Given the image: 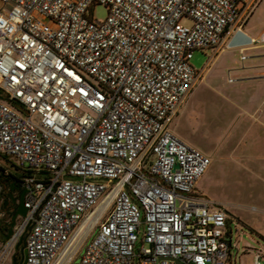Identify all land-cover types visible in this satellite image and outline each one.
Instances as JSON below:
<instances>
[{
  "label": "built area",
  "instance_id": "obj_1",
  "mask_svg": "<svg viewBox=\"0 0 264 264\" xmlns=\"http://www.w3.org/2000/svg\"><path fill=\"white\" fill-rule=\"evenodd\" d=\"M260 1L0 0V156L26 210L0 264H231L196 190L210 160L170 125Z\"/></svg>",
  "mask_w": 264,
  "mask_h": 264
},
{
  "label": "rangeland",
  "instance_id": "obj_2",
  "mask_svg": "<svg viewBox=\"0 0 264 264\" xmlns=\"http://www.w3.org/2000/svg\"><path fill=\"white\" fill-rule=\"evenodd\" d=\"M105 15L101 6L91 9L94 20L102 21ZM182 23L187 25L188 21ZM226 47L223 46L217 53L189 95L188 98L197 89H204L200 96L195 97L185 120L179 118L176 121L184 129V133L177 135L189 146L203 152L211 162L201 181L200 191L204 192L207 188L205 197L221 205L227 212V228L231 231V264H254L256 256L259 257L258 264H264V163H255L257 158L264 159V136L258 135L263 139L261 143L256 141L257 136L253 131L257 128L252 126L253 122L261 123L262 111L246 109L245 102L251 96L247 92H243V103H239L240 108L236 109L228 72L221 75L218 71L235 60V55L229 49L222 52ZM206 61L205 53L195 51L190 65L200 71ZM0 167L5 173L16 170L15 163L1 156ZM13 194H16V190ZM21 252L22 243H19L14 257L19 259ZM10 263L8 261L6 264Z\"/></svg>",
  "mask_w": 264,
  "mask_h": 264
},
{
  "label": "crops",
  "instance_id": "obj_3",
  "mask_svg": "<svg viewBox=\"0 0 264 264\" xmlns=\"http://www.w3.org/2000/svg\"><path fill=\"white\" fill-rule=\"evenodd\" d=\"M235 35L237 34L234 33L228 39L227 47L222 50V52H224L226 49H229V51L235 55V60L231 61L230 64H227L223 66L222 68L218 69V71L221 75H225L228 72L229 78L231 79V83H230L231 92L233 93L236 99L235 100L236 109L240 108L239 103L240 104L243 103V100H242L243 92H247L249 95L251 94V96H249L245 102L246 109H259L262 111V114L260 115L261 123L257 124L253 122V125H252L253 127L257 128L256 131H253L257 136L256 141L261 143L263 140L261 136L262 135L264 136V0L260 1L256 9L254 10L253 14L251 15V17L248 19V21L245 23V25L241 29V35L247 38L249 42L245 45L230 46L229 43ZM208 67L209 65L205 67V71ZM207 76L209 77V75ZM201 90H204V89H197L195 94L193 95L194 97L191 96L190 98L186 100V102L184 103V105L182 106V108L180 109V111L178 112V114L173 119L170 125L171 131L178 138L179 136L177 134H180L182 132L184 133L183 131L184 129L182 125L180 126L176 121L179 120V118H181L182 121L185 120L186 113L188 112V110H190L193 107L194 99L198 95L200 96ZM182 110H184V112L182 113V116L180 117ZM258 135H261V136H258ZM253 136L255 137V135ZM255 163L262 164L264 163V159L260 160L257 158L255 159ZM210 165H211V162H210ZM209 168L207 169L205 174L199 179V181L196 184V190L204 196L206 194L205 192H207V188H205L204 192L200 191V189L202 188L201 181L203 177L206 175V173L208 172ZM210 201L212 202L213 205L222 207L218 203L212 200ZM7 233H8V225L4 221L0 222V241L1 242L6 239Z\"/></svg>",
  "mask_w": 264,
  "mask_h": 264
},
{
  "label": "flooded vegetation",
  "instance_id": "obj_4",
  "mask_svg": "<svg viewBox=\"0 0 264 264\" xmlns=\"http://www.w3.org/2000/svg\"><path fill=\"white\" fill-rule=\"evenodd\" d=\"M22 192L19 188V190H16V194L10 193L4 203L3 206L1 208V212H0V222H6V224L8 225V231L10 232L11 229L14 227L16 220H12V216L15 212V208L17 207L19 200H20V196H21ZM13 200L15 201V203L13 204ZM10 264H22V259L19 260H14L11 261Z\"/></svg>",
  "mask_w": 264,
  "mask_h": 264
},
{
  "label": "trees",
  "instance_id": "obj_5",
  "mask_svg": "<svg viewBox=\"0 0 264 264\" xmlns=\"http://www.w3.org/2000/svg\"><path fill=\"white\" fill-rule=\"evenodd\" d=\"M14 190H19V180L16 175L5 173L4 169L0 167V208H2L6 197Z\"/></svg>",
  "mask_w": 264,
  "mask_h": 264
},
{
  "label": "water",
  "instance_id": "obj_6",
  "mask_svg": "<svg viewBox=\"0 0 264 264\" xmlns=\"http://www.w3.org/2000/svg\"><path fill=\"white\" fill-rule=\"evenodd\" d=\"M248 42H249V40L247 38L243 37V35L237 34L230 41L229 45L230 46L245 45ZM14 203H15V201L13 200V204ZM25 213H26V210L23 208V199H22V194H21L19 203H18L17 207L15 208V212L12 216V220H15L17 217H24ZM9 234H10V232L8 233L6 238H8Z\"/></svg>",
  "mask_w": 264,
  "mask_h": 264
},
{
  "label": "bare ground",
  "instance_id": "obj_7",
  "mask_svg": "<svg viewBox=\"0 0 264 264\" xmlns=\"http://www.w3.org/2000/svg\"><path fill=\"white\" fill-rule=\"evenodd\" d=\"M92 222L91 220L89 219V221L86 222V224L83 226V229L81 231V235H84L87 231H88V228L91 226ZM78 240L76 241V243L74 244V246L72 248H70L69 252L68 253H72V251H74V249L78 246L79 244V238H77ZM63 261H61L59 264H62Z\"/></svg>",
  "mask_w": 264,
  "mask_h": 264
}]
</instances>
